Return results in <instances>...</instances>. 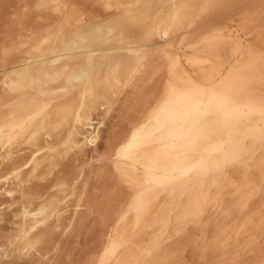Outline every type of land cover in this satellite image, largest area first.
<instances>
[{
    "label": "bare ground",
    "instance_id": "bare-ground-1",
    "mask_svg": "<svg viewBox=\"0 0 264 264\" xmlns=\"http://www.w3.org/2000/svg\"><path fill=\"white\" fill-rule=\"evenodd\" d=\"M103 2L107 7L117 0ZM126 5L149 18L154 33L163 42L171 41L173 34L181 38L197 23L209 25L212 34H230L254 25L264 13V0H129ZM32 7L38 13L52 8L57 20L28 31L26 40L20 37L15 51L22 56L13 63H8L10 47L0 46V149L7 153L24 145L32 150L29 163H13L9 176L16 180L27 165L32 172L37 170L43 149L40 139L51 138L60 127L71 124L81 131V138L73 143L76 150L94 146L100 138L98 110L102 108L104 114H109L117 95L135 88L149 59L162 60L164 69L166 64L160 52L147 45L140 46L135 54L105 53V49L129 43L130 33L114 21L101 23L75 10L71 0H34ZM243 7L247 8L232 14ZM27 8L28 4L23 3L21 16ZM263 58L264 54H257L251 67L243 72L264 80V69L253 72L255 62H263ZM186 85L177 88L167 83L141 118L108 151L105 160L111 172L122 183L139 187L140 197L133 217L114 214L115 224L104 234L100 250L88 264H135L149 258L152 264H158L160 254L158 257L157 252L153 253L144 241L160 214V193L152 183H178L186 189L194 179L236 159L242 150L254 151L255 135L264 128V92L250 94L253 89L249 87L224 92L193 80ZM260 165L264 167V158ZM261 178L264 181V172ZM65 185L59 182L56 187L64 191ZM249 205L246 201L243 206L246 215H264V194L258 207L250 209ZM191 206L198 208L197 197ZM34 207L22 210L29 221L25 246L30 249L43 240L31 236L35 224L50 217L47 206ZM80 207L79 197L75 208ZM252 220L244 225L249 226ZM171 257L166 250L162 264H172Z\"/></svg>",
    "mask_w": 264,
    "mask_h": 264
},
{
    "label": "rangeland",
    "instance_id": "rangeland-1",
    "mask_svg": "<svg viewBox=\"0 0 264 264\" xmlns=\"http://www.w3.org/2000/svg\"><path fill=\"white\" fill-rule=\"evenodd\" d=\"M128 1L117 0L105 7L103 0H71L75 10L88 13L101 23L114 21L130 33L129 43L105 49V53L135 54L140 46L147 45L160 52L165 69L162 60L149 59L135 88L118 94L109 114H104L102 108L98 110L100 138L95 147L76 150L73 143L79 141L81 131L71 124L60 127L51 138L40 139L43 149L37 160V172L27 165L21 169L19 180L9 176L12 165L29 163L32 150L24 145L7 153L0 149V264H88L100 250L104 234L115 224L114 214L133 217L140 188L119 181L105 158L167 83L187 87L193 80L224 92L238 87L253 89L250 94L256 90L264 92L263 79L243 72L251 67L257 54H264V13L254 25L230 34H212L209 25L197 23L191 27V33H186L187 38L186 34L181 38L173 34L171 41L163 42L154 33L149 18L128 7ZM33 2L0 0V46L12 50L8 63L22 56L15 51L20 37L26 40L28 31L43 22L57 20L52 8L38 13L32 7ZM23 3L28 8L21 16ZM204 60L211 63L195 64ZM263 65L264 61L255 62L253 72L257 74L264 69ZM242 151L224 167L194 179L189 188L184 189L178 183H152L160 193V214L144 235V241L153 253L157 252L158 257L160 254L158 264H162L166 250L172 255V264L264 263V215H246L243 209L246 201H250V209L258 207L264 194L261 178L264 167L260 165L264 158V128L255 135L254 151ZM249 175L251 178L247 179ZM59 182L66 184L64 191L56 187ZM79 197L82 207L78 210L75 204ZM195 197L199 199L197 209L191 206ZM39 205L47 206L50 217L35 224L31 236L43 240L30 249L25 246L29 221L22 216V210ZM247 220L253 223L244 225ZM152 263L149 258L135 264Z\"/></svg>",
    "mask_w": 264,
    "mask_h": 264
}]
</instances>
